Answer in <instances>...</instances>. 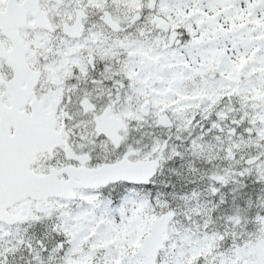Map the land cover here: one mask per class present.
I'll list each match as a JSON object with an SVG mask.
<instances>
[{"label":"snow or ice","instance_id":"obj_1","mask_svg":"<svg viewBox=\"0 0 264 264\" xmlns=\"http://www.w3.org/2000/svg\"><path fill=\"white\" fill-rule=\"evenodd\" d=\"M0 264H264V0H0Z\"/></svg>","mask_w":264,"mask_h":264}]
</instances>
